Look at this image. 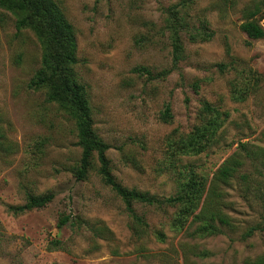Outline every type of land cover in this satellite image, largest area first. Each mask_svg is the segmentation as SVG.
<instances>
[{
	"label": "rangeland",
	"instance_id": "1",
	"mask_svg": "<svg viewBox=\"0 0 264 264\" xmlns=\"http://www.w3.org/2000/svg\"><path fill=\"white\" fill-rule=\"evenodd\" d=\"M55 1L74 26L75 76L116 180L160 199H192L133 202L139 223L104 182L97 153L77 179L76 120L48 100V86H30L42 45L0 5V264H264V230L244 236L264 224V185L245 195L235 178L216 179L235 159L264 180V39L241 27L254 13L264 25V0ZM174 12L185 22L178 60ZM205 23L214 36L190 39ZM49 193L41 208L14 210ZM202 208L230 224L216 220L222 231L199 234Z\"/></svg>",
	"mask_w": 264,
	"mask_h": 264
},
{
	"label": "trees",
	"instance_id": "2",
	"mask_svg": "<svg viewBox=\"0 0 264 264\" xmlns=\"http://www.w3.org/2000/svg\"><path fill=\"white\" fill-rule=\"evenodd\" d=\"M0 5L18 15V30L30 28L35 32L42 45L43 68L39 71L37 78L32 80L30 86H48V100L58 102L76 120L79 143L82 146V157L77 171V179L86 177L94 153H97L100 162L99 172L104 182L121 196L126 202L131 216L139 223H145V220L137 214L133 202L174 206L191 200L192 196L189 192L160 199L147 192L129 189L116 180L110 169V161L106 154L109 146L94 131L92 111L86 88L78 82L75 76L74 66L78 62V42L74 26L56 1L0 0ZM172 17V28L175 33L172 38L174 59L178 60L182 50L179 31L184 27L185 22L179 19L175 12ZM241 27L251 39H264V25L255 17V13L249 16ZM189 31L190 39L194 41H206L214 36V31L210 29L207 23L201 27H194ZM135 71L146 72L151 75V71L146 67H136ZM207 108L213 109L210 106H207ZM161 117L165 121L172 117L169 105L166 106ZM253 156L255 157V154ZM242 166L243 162L241 160L229 159L218 169L216 179L226 182L235 178L245 195L253 190L262 191L260 184L264 185V180H259L255 175L243 171ZM254 183L258 184L254 186ZM53 197L51 193L31 196L27 203L14 207V210L23 212L32 208H41L47 205ZM196 218L200 222L196 229L199 234L222 231L216 220L224 225L230 224V218L227 215L214 212L208 215V211L203 208L198 212ZM68 220L69 216H66L60 221V224L63 225ZM257 230H264V224L259 223L250 227L244 236H251Z\"/></svg>",
	"mask_w": 264,
	"mask_h": 264
}]
</instances>
